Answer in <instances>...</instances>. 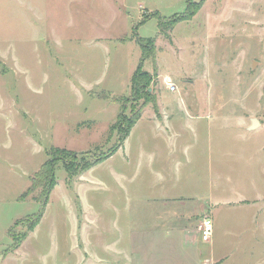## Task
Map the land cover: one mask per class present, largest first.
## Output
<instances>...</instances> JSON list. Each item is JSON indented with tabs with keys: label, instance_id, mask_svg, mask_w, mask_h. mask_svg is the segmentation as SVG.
I'll list each match as a JSON object with an SVG mask.
<instances>
[{
	"label": "rangeland",
	"instance_id": "rangeland-1",
	"mask_svg": "<svg viewBox=\"0 0 264 264\" xmlns=\"http://www.w3.org/2000/svg\"><path fill=\"white\" fill-rule=\"evenodd\" d=\"M186 6L196 11L162 34L159 21L181 17ZM137 37L155 38L156 48L155 61L145 59L139 69L152 76L147 89L156 106L142 107L139 124L153 121L160 94L177 116L184 115L181 102L192 113L208 107L213 126L232 124L224 132L234 143L262 144L252 150L258 192L239 186L234 193L227 177L216 178L219 203L258 201L218 205L209 218L214 264H264V126H235L237 116L264 119V0H0V253L10 247L7 232L16 221V239L27 235L0 264H131L130 249L134 264H145V228L152 222L142 196L157 178L135 170L144 163L136 159L141 127L110 157L73 177L58 161L56 185L33 230L40 191L20 199L52 148L76 152L66 163L79 167L119 142L142 105L129 91L141 57ZM166 77L175 91L166 88ZM115 103L124 115L116 124ZM188 201L180 206L184 216L195 206ZM206 214L197 218L198 229ZM159 239L157 249H169Z\"/></svg>",
	"mask_w": 264,
	"mask_h": 264
},
{
	"label": "crops",
	"instance_id": "crops-1",
	"mask_svg": "<svg viewBox=\"0 0 264 264\" xmlns=\"http://www.w3.org/2000/svg\"><path fill=\"white\" fill-rule=\"evenodd\" d=\"M116 105L115 117L119 113ZM181 106L184 115L177 116L171 110L173 108L170 109L169 104L165 103L163 96L158 94V113L153 109V121L139 124V118L128 134H133L138 127L143 129V137L137 140L136 159L144 157V163H135V170H142L145 177L157 178L148 185L147 193L142 196L146 201V222H152L145 228L148 246L145 250V264H214L215 249L212 241H201L196 226L197 218L206 212V215H210L211 209L218 205H252L258 201L245 198L235 202V198L231 197L223 201L227 203H219L221 201L216 197V178L227 177L226 186L231 192L236 193L239 186L241 189L258 192V166L256 154L252 150H258L262 144L247 138L238 145L230 134L224 132L231 129L232 124L228 122L213 126L210 121L213 117L208 115L212 110L208 107L205 111L201 109L198 114L192 113L182 102ZM182 117L186 121H182ZM236 118L240 120L235 126L246 131H255L264 126L262 116H251L247 120L242 116ZM253 118L258 121L255 126ZM216 130L219 132L215 133ZM188 200L195 201V206L189 215L184 216L180 206L187 205ZM258 213L259 210H256L252 214L253 220L258 218ZM158 237L160 245L169 249H157L155 242ZM129 252V262L134 264V252L131 249Z\"/></svg>",
	"mask_w": 264,
	"mask_h": 264
},
{
	"label": "trees",
	"instance_id": "trees-1",
	"mask_svg": "<svg viewBox=\"0 0 264 264\" xmlns=\"http://www.w3.org/2000/svg\"><path fill=\"white\" fill-rule=\"evenodd\" d=\"M194 9H190V7L186 6V11L184 14L181 15V17H172L169 20H160L159 21V30L162 34H167V32L172 29L176 23H178L181 20L187 19L189 16H191L194 12ZM144 23V22H143ZM135 30L137 28H134ZM137 43L141 48V57L140 62L135 70V72L131 75L130 78V99L138 100L142 99V105L139 109L135 110L129 120L127 121V125L122 128V136L119 139V142L114 145L108 152L102 155H93L92 160H90L87 163H82L79 167H75L74 164H67L66 161L71 159H75L77 153L71 150H67L65 148H58L54 147L49 151V159L40 167V169L30 178V185L28 188L20 195V199L24 200L27 198L33 191L39 189L41 198H38L35 196L33 199L40 202V210L37 213L32 214L30 225V230H33L34 227L39 223V221L42 218L43 211L45 208V205L48 201V196L54 186L56 185V177H55V169H56V163L58 161H61L64 164V167L69 174L70 177H73L77 175L79 171H86L90 169L91 167L95 166L96 164L100 163L104 159L110 157L114 151L120 146L122 141L128 136L130 133L131 128L134 126L136 121L141 117L142 114V107L146 105V103H152L154 106H156V100L154 101V96L151 92L147 89L148 82L151 80L152 76L148 74L147 72H139L140 67H142V62L145 59H154L155 61V38H141L137 37ZM97 97L106 99L108 96L106 95H99ZM117 100V98H116ZM123 108V107H122ZM122 112H119L115 121V124L120 121V119L123 118ZM113 124L110 129L114 128ZM85 153H91L89 151ZM84 154V153H83ZM19 223V221H16L14 223V226L8 229V236L11 238L12 243L10 244V247L3 253H0L1 255H6L11 250L17 249L21 243L26 238V234L22 237H19V239H16L17 236L13 235V229L14 227ZM29 230V231H30Z\"/></svg>",
	"mask_w": 264,
	"mask_h": 264
},
{
	"label": "built area",
	"instance_id": "built-area-1",
	"mask_svg": "<svg viewBox=\"0 0 264 264\" xmlns=\"http://www.w3.org/2000/svg\"><path fill=\"white\" fill-rule=\"evenodd\" d=\"M163 81L169 91L173 92L177 89L176 85L171 81L170 78L166 77ZM199 232L201 241L205 243H209L211 241L213 234V226L209 215H205L202 217L199 223Z\"/></svg>",
	"mask_w": 264,
	"mask_h": 264
},
{
	"label": "water",
	"instance_id": "water-1",
	"mask_svg": "<svg viewBox=\"0 0 264 264\" xmlns=\"http://www.w3.org/2000/svg\"><path fill=\"white\" fill-rule=\"evenodd\" d=\"M252 123H253V124H254V126H255V124H257V123H258L257 119H256V118H253V119H252Z\"/></svg>",
	"mask_w": 264,
	"mask_h": 264
}]
</instances>
